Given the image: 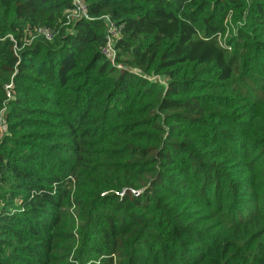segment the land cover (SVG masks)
<instances>
[{"label":"trees","instance_id":"16d2710c","mask_svg":"<svg viewBox=\"0 0 264 264\" xmlns=\"http://www.w3.org/2000/svg\"><path fill=\"white\" fill-rule=\"evenodd\" d=\"M84 1L0 0V264H264V0Z\"/></svg>","mask_w":264,"mask_h":264},{"label":"built area","instance_id":"2783aa9c","mask_svg":"<svg viewBox=\"0 0 264 264\" xmlns=\"http://www.w3.org/2000/svg\"><path fill=\"white\" fill-rule=\"evenodd\" d=\"M72 5H73L72 9L68 10L66 14L67 25L73 23L75 20L80 18H89L87 12V5L84 0H72ZM100 18L105 21V24L107 26V42L103 48V53L112 62H114L115 59L114 41L121 34L122 24L114 23L107 15H103ZM141 192L142 191H137L132 189L130 190V194H132L133 196H139ZM117 194L122 197L125 194V191L123 190L122 192H119Z\"/></svg>","mask_w":264,"mask_h":264},{"label":"rangeland","instance_id":"374dc122","mask_svg":"<svg viewBox=\"0 0 264 264\" xmlns=\"http://www.w3.org/2000/svg\"><path fill=\"white\" fill-rule=\"evenodd\" d=\"M0 135H2V132H1V130H0Z\"/></svg>","mask_w":264,"mask_h":264},{"label":"crops","instance_id":"0c3cea01","mask_svg":"<svg viewBox=\"0 0 264 264\" xmlns=\"http://www.w3.org/2000/svg\"><path fill=\"white\" fill-rule=\"evenodd\" d=\"M1 131H2V129H1Z\"/></svg>","mask_w":264,"mask_h":264}]
</instances>
